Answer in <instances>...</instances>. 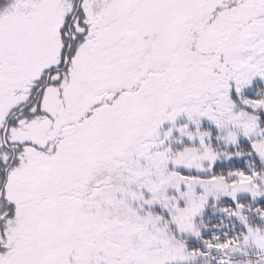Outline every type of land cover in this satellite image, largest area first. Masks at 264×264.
Returning a JSON list of instances; mask_svg holds the SVG:
<instances>
[{
	"label": "snow or ice",
	"instance_id": "obj_1",
	"mask_svg": "<svg viewBox=\"0 0 264 264\" xmlns=\"http://www.w3.org/2000/svg\"><path fill=\"white\" fill-rule=\"evenodd\" d=\"M0 264H264V0H0Z\"/></svg>",
	"mask_w": 264,
	"mask_h": 264
}]
</instances>
